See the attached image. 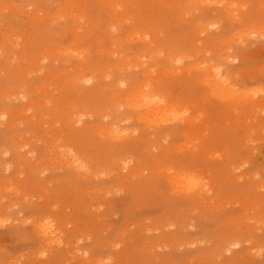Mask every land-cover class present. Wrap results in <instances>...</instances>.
I'll return each mask as SVG.
<instances>
[{
  "label": "rangeland",
  "instance_id": "1",
  "mask_svg": "<svg viewBox=\"0 0 264 264\" xmlns=\"http://www.w3.org/2000/svg\"><path fill=\"white\" fill-rule=\"evenodd\" d=\"M0 264H264V0H0Z\"/></svg>",
  "mask_w": 264,
  "mask_h": 264
},
{
  "label": "bare ground",
  "instance_id": "2",
  "mask_svg": "<svg viewBox=\"0 0 264 264\" xmlns=\"http://www.w3.org/2000/svg\"><path fill=\"white\" fill-rule=\"evenodd\" d=\"M207 76H208V75H207ZM207 76H206V77H207ZM208 77H209V76H208ZM214 77H216V76H214ZM214 77H213V78H214ZM217 77H218V76H217ZM215 79H216V78H215ZM215 79H214V80H215ZM217 80H218V82H219L220 78H219V79H216L215 81L217 82ZM218 82H217V83H218ZM217 83H215V84L217 85ZM215 84L213 85L214 87H215ZM218 85H219V84H218ZM220 86H221V85H220ZM220 86H219V87H220ZM215 88L217 89V87H215ZM217 90H219V89H217ZM219 91H220V90H219ZM145 94H146V96H147V101H145L146 103L153 101V100H154V97L156 98V96H154V94L150 93L149 91L146 92ZM145 94H144V95H145ZM152 96H154V97L151 98ZM141 99H143V98H141ZM141 99H140V100H141ZM156 100H158V99H156ZM138 101H139V100H138ZM141 101H142V100H141ZM143 102H144V101H143ZM145 102L142 103V104H146ZM156 102H157V101H156ZM156 102H155V103H156ZM158 102H159V101H158ZM157 104H159V105L157 106L158 108H156L157 110H155V107H152L153 103H152V105L150 104L151 107L149 106V104H146V105H148L147 108L150 107V110H151V111H153V109H154L155 111H153V113H152V112L149 110V111H150L149 113H151V114H149L148 111H146L145 113H148V114L151 115V117H152V116L154 115V112H155V113L159 112V114H160V110H161V111H164V110L166 111V110H167V109H166V106L161 105V103H157ZM157 104H156V105H157ZM154 105H155V104H154ZM140 107H141V105H140ZM143 107H144V106H143ZM147 108H145V109L147 110ZM152 108H153V109H152ZM163 109H164V110H163ZM162 113H163V112H161V114H160V118H161L162 115H163ZM174 113H175V112H174ZM152 114H153V115H152ZM159 114H158V115H159ZM167 115H168V113H167ZM165 116H166V114H165ZM151 117H150V118H151ZM154 117H156L155 119H157V117H158L157 114H156V116H154ZM154 117H152L151 119H154ZM145 118H146V117H145ZM150 118L147 117L146 119L148 120V119H150ZM160 118L158 117V120H160ZM167 118H168V117H167ZM161 119L163 120V118H161ZM164 119H166V118H164ZM76 161H77L76 159H72V160L70 161V164H71L73 167H75L76 169L80 170L81 167H82V164H81L80 162H76ZM77 163H78V164H77ZM189 174H190V173H189ZM186 175H188V174H187V173L180 174V176H176L175 179H174V178H173V179H174L175 182L178 184L179 180H177V179H180V178H182V177H184V176H186ZM193 177H194L193 175H192V177H187V178L189 179V182H190V180H193V181H194V180L196 179V178L194 179ZM184 178H185V177H184ZM197 180H198V177H197ZM197 182L199 183V180H198ZM187 183H188V182H187ZM194 183H196V182H194ZM198 183H196V184L198 185ZM189 184H190V183H189ZM189 184H187V185H189ZM193 185H194V184H193ZM183 188H184V187H183ZM192 190H193V189H192ZM50 221H52V220H49V222H50ZM46 222H47V221H46ZM49 222H48V223H43V222L40 223V222H39L38 224L36 223V225H35L36 228H37V229H36V228H35V229L38 230L39 233L41 234V236H43V238H45V239H48V238L52 237L51 234L53 233V230H54V229H52V224H54V223L51 224V222H50V223H49ZM53 227H54V226H53ZM54 231H55V230H54ZM37 234H38V233H37ZM37 234H36V235H37ZM38 235H39V234H38ZM41 239H42V238H41ZM39 240H40V239H39ZM48 240H49V239H48ZM55 240H56V239H55Z\"/></svg>",
  "mask_w": 264,
  "mask_h": 264
}]
</instances>
